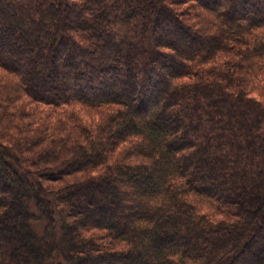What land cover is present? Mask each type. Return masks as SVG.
Returning a JSON list of instances; mask_svg holds the SVG:
<instances>
[{"label": "trees", "instance_id": "16d2710c", "mask_svg": "<svg viewBox=\"0 0 264 264\" xmlns=\"http://www.w3.org/2000/svg\"><path fill=\"white\" fill-rule=\"evenodd\" d=\"M0 264H264V0H0Z\"/></svg>", "mask_w": 264, "mask_h": 264}, {"label": "rangeland", "instance_id": "374dc122", "mask_svg": "<svg viewBox=\"0 0 264 264\" xmlns=\"http://www.w3.org/2000/svg\"><path fill=\"white\" fill-rule=\"evenodd\" d=\"M85 10L86 8H84V12ZM33 212H35V208L33 209ZM32 224L35 227V229L38 231L39 235H44L45 225H46V222L44 220L33 221Z\"/></svg>", "mask_w": 264, "mask_h": 264}]
</instances>
